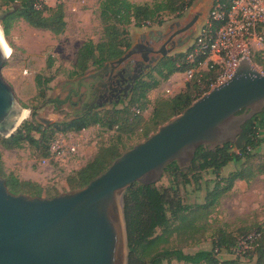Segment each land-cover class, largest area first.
Masks as SVG:
<instances>
[{"label": "trees", "instance_id": "16d2710c", "mask_svg": "<svg viewBox=\"0 0 264 264\" xmlns=\"http://www.w3.org/2000/svg\"><path fill=\"white\" fill-rule=\"evenodd\" d=\"M8 10L17 9L2 20L5 35H9L15 22L25 20L31 27L48 30L56 35L66 31L65 6L63 2L51 7L44 0H1ZM195 0H154L136 3L131 0H101L99 18L103 25V34L98 42L92 39L84 42L78 49L75 69L72 76H80L90 68H100L107 62L119 59L132 47L130 27L163 25L166 16H182L185 9ZM228 10L232 0H215ZM223 21H214L215 32ZM188 48L175 55L160 58L151 73L141 77L135 84L133 93L122 107L115 105L104 113L90 111L78 117L60 121L51 126L36 120H25L10 137H1L0 143L7 150L23 148L25 144L34 156L45 158L50 155L54 136L60 133H78L83 129L100 125L117 130L118 137L109 144H102L95 155L80 169L72 171L66 179L70 190L87 185L102 174L124 151L122 135L140 132L142 140L155 132L160 125L182 113L196 99L210 91L211 84L219 77L223 68L220 65L208 67L186 82L179 92L155 99L149 117L144 112L150 107L149 93L157 89L163 81L176 73H184L196 64L187 60ZM254 64L264 71V52H254ZM53 77L42 81L36 78L37 85H47ZM140 109L141 113H137ZM34 133L39 134L35 136ZM138 141V142H140ZM137 142V143H138ZM230 164L235 169L222 176V170ZM0 172L6 179L9 190L14 194L43 196L45 188L41 183L24 179L13 172H6L0 153ZM215 176L207 179V175ZM168 177L169 185L132 183L123 195V213L128 246L127 264H164L176 261L177 264H264V225L253 231L259 233L254 242L244 249L243 243L252 233L248 228L238 230V235L221 230L213 238L211 249L185 252L184 243H195L205 231L208 216L219 205L222 197L230 193L238 181L251 182L264 176V111L255 115L243 126L236 143H227L211 150L207 145L198 148L190 165L183 169L177 161L170 163L163 177ZM213 183V187L210 186ZM205 184L207 194L202 203L190 204L183 200L181 187L188 186L201 190ZM60 194L56 192L48 197ZM44 197V196H43ZM199 222L201 224H199ZM177 247H173V238ZM236 256L221 261L222 251ZM247 261H244L246 260Z\"/></svg>", "mask_w": 264, "mask_h": 264}, {"label": "water", "instance_id": "95a60500", "mask_svg": "<svg viewBox=\"0 0 264 264\" xmlns=\"http://www.w3.org/2000/svg\"><path fill=\"white\" fill-rule=\"evenodd\" d=\"M16 9L1 11L0 21ZM199 17L196 14L177 33L190 29ZM160 52L167 55L165 50ZM135 53L131 48L97 74L102 75L110 64L125 63ZM8 57L0 41V136L6 138L31 113L2 75ZM156 60L153 57L152 62ZM263 111L264 72L244 57L227 82L124 151L82 188L53 197L14 194L0 172V264H127L126 189L135 182L159 183L173 161L185 169L202 145L214 150L236 143L245 123Z\"/></svg>", "mask_w": 264, "mask_h": 264}, {"label": "rangeland", "instance_id": "374dc122", "mask_svg": "<svg viewBox=\"0 0 264 264\" xmlns=\"http://www.w3.org/2000/svg\"><path fill=\"white\" fill-rule=\"evenodd\" d=\"M44 1L51 7L56 6L60 2L64 3L67 28L63 34L56 35L48 30L31 27L23 19L15 22L9 35H5L4 33L2 21H0V27L4 39L11 49L10 55L2 68V75L13 86L21 103L25 107H30L31 113L26 120L34 119L46 125V121L55 124L60 121L69 120L79 109V106L70 108L68 105H61V103L54 109L55 104L52 101L66 99L72 88L71 83L77 78V76H72L71 73L75 69L79 47L89 39L98 42L103 34V25L99 18L101 0ZM131 1L136 3H152L154 0ZM214 1L195 0L191 7L185 9L182 16H166L163 25L155 24L148 27H136L132 25L130 27L131 48L134 49V46L142 41L143 36L149 38L150 33L162 34L167 39L171 33L178 32V30L189 23L196 14H200L194 26L176 34V39H180L181 41H185L190 37L188 42L183 45H175L173 49L171 47L173 45L166 46L167 55H175L187 50L193 43L194 38L200 33L202 26L206 23L214 6ZM6 9L8 7L4 6L0 0V12L7 11ZM158 40L160 41V39ZM161 44L162 41L160 43L157 42L155 43V47H159ZM176 44H178L177 40ZM239 50V48L235 49L233 54L226 59L225 65L233 66L235 58L239 59L241 57ZM154 51L156 53V57L154 56V58L163 57L160 52L155 49ZM132 57L136 60L139 56L136 52ZM146 66L147 69H144L146 73L143 76L149 73L156 75L152 69H148L151 65ZM256 67L262 71L261 67L258 65ZM92 69L94 68H90L89 70L92 71ZM38 77L42 81L51 77H53V80L47 85L44 84L39 87L36 82V78ZM188 80L185 73H179L163 81L157 89L149 93L151 104L144 114L149 115L151 113L155 99L161 96L176 94L182 87H185ZM128 99L123 101V103L116 104L117 107H122ZM114 106L112 104L105 105L96 111L104 113L111 110ZM43 120L46 121L42 122ZM89 128L91 130L86 132L80 131L78 135L73 136L74 140L79 144L80 150L75 157L65 163L57 164L52 162L49 165H43L42 158L34 156L27 144L20 149L7 150L0 143V153L2 156L5 154L4 164L6 172H13L22 177L20 174L21 170H35L40 177L41 184L45 188L44 197H48L50 194L56 192L69 191L70 189L66 182L67 176L72 171L84 166L95 155L99 146L109 144L118 137L117 130H111L107 127L103 128L100 125ZM70 133L57 132L54 136L57 138L65 135L69 138ZM34 135L39 136L37 133H34ZM141 139L142 135L140 132H136L131 136L122 135V143L125 147H131ZM235 167V164H230L222 170V176L228 175ZM206 177L207 179L215 178L212 174H208ZM158 184L169 185L168 177L164 176ZM210 186L213 187V183H210ZM180 194L187 203H202L205 200L207 188L205 184L201 190H195L193 186H188L186 191L184 187H181ZM203 222L206 223L204 233L198 234L200 238L195 243H184L182 246L185 252L211 249L213 238L221 230L238 235V230L240 229L248 228L251 233L258 225H264V176L258 177L251 182L242 181L238 183L230 193L221 198L219 205L212 211L207 220H203L201 223ZM201 223L199 222V224ZM172 246H178L175 236ZM235 256V254L228 253L225 250L219 254L221 261H227ZM244 261H247V259ZM164 264H177V262H165Z\"/></svg>", "mask_w": 264, "mask_h": 264}, {"label": "built area", "instance_id": "2783aa9c", "mask_svg": "<svg viewBox=\"0 0 264 264\" xmlns=\"http://www.w3.org/2000/svg\"><path fill=\"white\" fill-rule=\"evenodd\" d=\"M221 20L223 24L214 32V21ZM188 48L192 49L188 52L187 60L196 64L195 67L184 72L189 80L197 72L220 65L223 71L211 84L210 89L227 82L242 58L252 60L254 52H264V0H232L228 10L220 4L214 5L200 33ZM236 48L240 49L241 57L235 58L232 67L225 65L226 59ZM136 112L141 113L140 109H136ZM84 130L86 129L82 131ZM72 133L69 138L62 135L51 143L50 155L42 159L43 165H49L52 162L65 163L78 154L79 144L74 140L75 134ZM258 236L259 233L252 232L244 241L243 248H248Z\"/></svg>", "mask_w": 264, "mask_h": 264}, {"label": "flooded vegetation", "instance_id": "af4514ba", "mask_svg": "<svg viewBox=\"0 0 264 264\" xmlns=\"http://www.w3.org/2000/svg\"><path fill=\"white\" fill-rule=\"evenodd\" d=\"M176 34H178L177 31L171 33L168 38L165 39L162 34L150 33L149 38L143 36L142 41L134 46V51L137 52L139 56L138 59L134 60L132 57V59L126 61V64L123 63L125 65L121 64L117 67L110 64L107 70L102 72V75L97 74V71L100 69L102 70L105 65L100 68H94L92 71L88 70L83 75L77 76L71 83L72 88L66 99H56L52 101L53 104H55L54 109L58 107L60 103L61 105H68L70 108L79 106V109L73 114L72 118H75L87 112L103 108L105 105L123 103V101L128 99L133 93L136 82L146 73L144 72V69H147L146 65H151V67L148 68L151 70L160 60V58H157L155 62L153 61L154 63L152 62L156 53L151 50L155 49L158 52L163 50L166 51V46L168 45H173L171 46L173 49L175 45H182L185 42L176 39ZM158 39H160V41ZM176 40L178 44H176ZM161 41L162 44L159 45V47H155V43H160ZM137 74H139V77L134 82V77ZM45 121L46 120H43L42 122ZM46 122V126L54 125V123Z\"/></svg>", "mask_w": 264, "mask_h": 264}, {"label": "crops", "instance_id": "0c3cea01", "mask_svg": "<svg viewBox=\"0 0 264 264\" xmlns=\"http://www.w3.org/2000/svg\"><path fill=\"white\" fill-rule=\"evenodd\" d=\"M176 74H179V73H176ZM176 74H174V75H176ZM183 88V87H182ZM181 88V89H182ZM180 89V90H181ZM179 90V91H180ZM178 91V92H179ZM151 113H149V115H150ZM149 115H146L145 114V116L146 117H149ZM89 130H91L90 128L89 129H86V130H84L83 132H86V131H89ZM72 134H75V135H78L79 133H75V132H73ZM2 158H3V161L5 160V154H3V156H2ZM21 178H24V179H29V180H33V181H35V182H38V183H41V181H40V177H39V175H38V173L35 171V170H33V169H26V170H21ZM240 182H242V181H238L237 182V184L238 183H240ZM236 184V185H237Z\"/></svg>", "mask_w": 264, "mask_h": 264}, {"label": "bare ground", "instance_id": "6f19581e", "mask_svg": "<svg viewBox=\"0 0 264 264\" xmlns=\"http://www.w3.org/2000/svg\"><path fill=\"white\" fill-rule=\"evenodd\" d=\"M0 41L2 42V44H3V46H4V48H5L6 52H7V54L10 55L11 49H10L9 45L6 43V41L4 39V35L2 33L1 27H0Z\"/></svg>", "mask_w": 264, "mask_h": 264}]
</instances>
